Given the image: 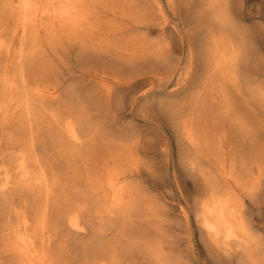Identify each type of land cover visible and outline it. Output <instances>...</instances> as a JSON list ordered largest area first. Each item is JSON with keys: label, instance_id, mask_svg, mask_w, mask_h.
<instances>
[{"label": "rangeland", "instance_id": "1", "mask_svg": "<svg viewBox=\"0 0 264 264\" xmlns=\"http://www.w3.org/2000/svg\"><path fill=\"white\" fill-rule=\"evenodd\" d=\"M3 71L0 118L21 72L59 95L50 108L87 111L107 137L92 146L91 181L108 199L119 174L177 258L237 263L207 232L213 191L264 245V0H0Z\"/></svg>", "mask_w": 264, "mask_h": 264}, {"label": "bare ground", "instance_id": "2", "mask_svg": "<svg viewBox=\"0 0 264 264\" xmlns=\"http://www.w3.org/2000/svg\"><path fill=\"white\" fill-rule=\"evenodd\" d=\"M218 20L225 25V13ZM0 73L6 80V71ZM19 78L2 95L0 215L6 227L0 228V264H186L168 250L167 240L145 230L157 212L152 204L141 205L119 174L109 179L114 192L108 199L104 181H91L92 146L106 144L107 137L87 111L73 103L50 108L59 101L56 92L31 88L23 72ZM68 93L76 96L73 88ZM213 198L219 211H207L204 222L222 255L236 264H264V245L233 227L227 198L216 191Z\"/></svg>", "mask_w": 264, "mask_h": 264}]
</instances>
